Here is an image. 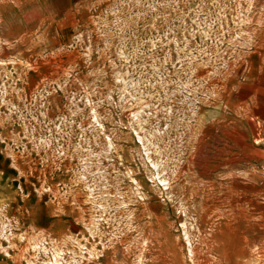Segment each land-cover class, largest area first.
Listing matches in <instances>:
<instances>
[{
  "label": "rangeland",
  "instance_id": "374dc122",
  "mask_svg": "<svg viewBox=\"0 0 264 264\" xmlns=\"http://www.w3.org/2000/svg\"><path fill=\"white\" fill-rule=\"evenodd\" d=\"M0 264H264V0H0Z\"/></svg>",
  "mask_w": 264,
  "mask_h": 264
}]
</instances>
